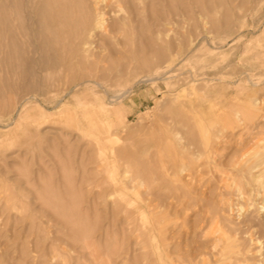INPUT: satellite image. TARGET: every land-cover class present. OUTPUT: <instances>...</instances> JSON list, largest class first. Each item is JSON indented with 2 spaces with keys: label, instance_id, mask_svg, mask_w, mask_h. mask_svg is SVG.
Wrapping results in <instances>:
<instances>
[{
  "label": "rangeland",
  "instance_id": "374dc122",
  "mask_svg": "<svg viewBox=\"0 0 264 264\" xmlns=\"http://www.w3.org/2000/svg\"><path fill=\"white\" fill-rule=\"evenodd\" d=\"M0 264H264V0H0Z\"/></svg>",
  "mask_w": 264,
  "mask_h": 264
},
{
  "label": "bare ground",
  "instance_id": "6f19581e",
  "mask_svg": "<svg viewBox=\"0 0 264 264\" xmlns=\"http://www.w3.org/2000/svg\"><path fill=\"white\" fill-rule=\"evenodd\" d=\"M96 4V3H95ZM98 5V4H97ZM92 6V5H91ZM89 9V8H88ZM87 9V10H88ZM95 10H96V8H95ZM99 16V13L97 12V21H99V19L98 18H100V17H98ZM92 19V18H91ZM96 20V19H95ZM106 21V20H105ZM97 23H99V22H97ZM102 23V22H101ZM101 23H99V25L101 24ZM105 23V22H104ZM93 24H95V23H93ZM155 24V23H154ZM97 25V24H96ZM104 25H106V24H104ZM105 27V26H104ZM99 30V29H98ZM84 42V41H83ZM92 46V45H91ZM81 50L85 53V52H87V51H89V45H88V42H85L82 46H81ZM88 60V59H87ZM89 61V60H88ZM163 74V73H162ZM156 77L157 76H145V77H143L142 79H143V81H145V80H148V82H149V80L151 81V80H153V79H155L156 80ZM48 80V79H47ZM154 81V80H153ZM91 83V82H90ZM144 83V82H143ZM100 84V83H99ZM68 93V92H67ZM115 95V94H114ZM38 100V99H37ZM215 138V137H214ZM214 138H212V139H214ZM205 142H206V140H205ZM212 142V141H211ZM211 144V143H210ZM218 144V143H217ZM212 145V144H211ZM198 147V146H197ZM209 147H210V145H209ZM220 147H222V145L220 146ZM215 148H216V145H215ZM221 148H219L218 150H220ZM212 150V149H211ZM215 155V154H214ZM216 158V157H215ZM212 161V160H211ZM214 163V162H213ZM220 163V162H219ZM214 165H217V164H214ZM146 168V167H145ZM186 179V178H185ZM242 180V179H241ZM186 183V182H185ZM237 183H238V181H237ZM244 183V182H243ZM236 191V190H235ZM247 191V190H246ZM251 191V190H250ZM212 223V222H211ZM219 224V223H218ZM219 227V226H218ZM221 228V227H220ZM220 228H219V231H220ZM225 239V238H224ZM224 262V261H223Z\"/></svg>",
  "mask_w": 264,
  "mask_h": 264
}]
</instances>
